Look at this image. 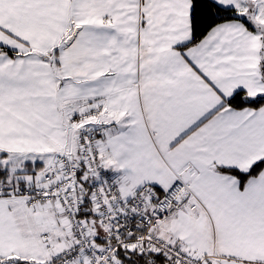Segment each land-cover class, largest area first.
Instances as JSON below:
<instances>
[{
	"label": "snow or ice",
	"instance_id": "6c2138e0",
	"mask_svg": "<svg viewBox=\"0 0 264 264\" xmlns=\"http://www.w3.org/2000/svg\"><path fill=\"white\" fill-rule=\"evenodd\" d=\"M0 264H264V0H0Z\"/></svg>",
	"mask_w": 264,
	"mask_h": 264
}]
</instances>
